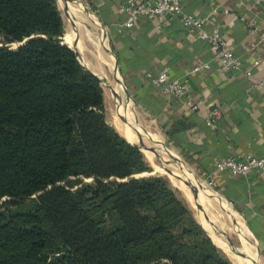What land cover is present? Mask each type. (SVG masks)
Segmentation results:
<instances>
[{
  "label": "trees",
  "instance_id": "obj_1",
  "mask_svg": "<svg viewBox=\"0 0 264 264\" xmlns=\"http://www.w3.org/2000/svg\"><path fill=\"white\" fill-rule=\"evenodd\" d=\"M64 33L58 0H0V264H233Z\"/></svg>",
  "mask_w": 264,
  "mask_h": 264
},
{
  "label": "crops",
  "instance_id": "obj_2",
  "mask_svg": "<svg viewBox=\"0 0 264 264\" xmlns=\"http://www.w3.org/2000/svg\"><path fill=\"white\" fill-rule=\"evenodd\" d=\"M64 2L82 13L81 21L76 22V14L70 19L75 36L69 35L73 42L66 43L81 65L100 80L105 107L106 93L113 99L114 122H109L106 108L108 122L139 146L146 158L150 153L184 164L198 188H206L202 196L211 194L207 185L231 205L248 230L246 237L253 240L250 248L256 258L250 264H264V170L233 176L216 169L217 162L228 155L264 157V85L257 84L264 75V42L249 30L253 21L264 27V9L256 0L182 1L184 10L203 18L208 32L221 33L243 62L241 70H223L197 32L186 29L176 16L160 30L144 17L127 28L122 25L125 14L120 0ZM92 25L99 26L102 38ZM97 35L107 47V55L101 49L94 55L88 48L90 42L100 46ZM204 64L208 67L194 71ZM163 68L188 84L197 111L188 112L177 99L151 84L147 74L154 76ZM245 69L251 70V76ZM214 108L222 114L217 123L208 126L206 117ZM179 120L186 129L168 135L167 130Z\"/></svg>",
  "mask_w": 264,
  "mask_h": 264
},
{
  "label": "built area",
  "instance_id": "obj_3",
  "mask_svg": "<svg viewBox=\"0 0 264 264\" xmlns=\"http://www.w3.org/2000/svg\"><path fill=\"white\" fill-rule=\"evenodd\" d=\"M183 0H120V10L125 14L122 25L132 28L139 17L146 18L153 26L160 30L169 18L176 16L181 20V24L190 32H197L200 39L205 42L212 51L213 58L220 62L223 70H241L243 62L240 57L229 47L224 37L219 32H208L204 29L205 20L193 13L184 10ZM256 4L264 9V0H256ZM250 32L258 33V41L264 42V27H259L253 21L250 23ZM208 65L196 66L194 71ZM247 76H251L250 69L244 70ZM147 78L154 87L160 88L179 101L188 112H195L198 104L195 101L188 84L173 78L168 68L161 69L156 75L147 74ZM258 85H264V75L257 81ZM221 110L214 108L206 117L208 126L217 123L221 117ZM218 171H229L233 176H245L252 171L264 170V157L247 155L244 159H238L233 155H228L219 160L216 164Z\"/></svg>",
  "mask_w": 264,
  "mask_h": 264
},
{
  "label": "rangeland",
  "instance_id": "obj_4",
  "mask_svg": "<svg viewBox=\"0 0 264 264\" xmlns=\"http://www.w3.org/2000/svg\"><path fill=\"white\" fill-rule=\"evenodd\" d=\"M58 4L65 22L66 38L62 40L63 43H66L67 40H70L69 35L71 37L75 36V34H73L72 32L73 26L70 19H74L73 14L82 15V13H79L77 9L72 7L73 4H71L70 2H68V4H65L64 0H58ZM80 8H83L82 5H80ZM68 9L72 12L67 14ZM90 16L94 18L93 15ZM76 22H78L77 19ZM93 28L94 32L98 35L100 34L102 38L103 33L99 29V26H93ZM98 35L97 39L95 40L100 43V46H98L99 49L92 42H90L91 45L88 46V48L91 49L94 55H96L95 53H97V51H99L100 49L101 50L99 52H101V54L107 55V47L105 48L102 45V42L98 40ZM72 42L73 40L71 42L69 41V44H71ZM98 60L100 61V59L96 58V60L94 61L98 63ZM104 89H106V87H104ZM106 94L107 116L109 122L112 123L114 122V119L112 117L113 99L108 95V93ZM146 156L148 158L147 159L145 157L146 160L153 168V171L151 173L163 175L169 180L171 186L177 190L181 201L190 211L197 223L229 257L232 263H253L252 261L256 258V255L253 254L250 248V245L252 246L253 244V240L250 239V237H246V233L244 230L246 228L245 224L242 222L241 218L238 216L233 207L226 203L225 200H222L217 195V193L207 185L206 187L208 188V190H210L211 196L209 195L208 198L202 196V194L204 193L203 190H205L206 188H198V183L195 181L193 174L184 168L186 167L184 164L183 166H181L177 161L172 160L170 157L163 158L161 156H152L150 153H147ZM189 173L190 177L188 176ZM188 180H192V182ZM93 208L97 209L96 206H93ZM245 246H248V249L245 248ZM139 264L148 263L139 262Z\"/></svg>",
  "mask_w": 264,
  "mask_h": 264
},
{
  "label": "bare ground",
  "instance_id": "obj_5",
  "mask_svg": "<svg viewBox=\"0 0 264 264\" xmlns=\"http://www.w3.org/2000/svg\"><path fill=\"white\" fill-rule=\"evenodd\" d=\"M72 4V3H71ZM68 11H70L69 9H68ZM72 11H70V12H68V13H71ZM73 13H75V12H73ZM76 19L78 20V22L79 21H81L83 18H82V15L80 16V15H76ZM99 49V48H98ZM112 57V56H111ZM111 65V64H110ZM110 68V67H109ZM114 68V67H113ZM110 70V69H109ZM117 74V73H116ZM188 176L190 177V173L188 174ZM209 195L211 196V194H208V193H206L204 196L205 197H209ZM206 200V199H205ZM245 230V233L248 235V230L245 228L244 229Z\"/></svg>",
  "mask_w": 264,
  "mask_h": 264
},
{
  "label": "water",
  "instance_id": "obj_6",
  "mask_svg": "<svg viewBox=\"0 0 264 264\" xmlns=\"http://www.w3.org/2000/svg\"><path fill=\"white\" fill-rule=\"evenodd\" d=\"M23 43V42H22ZM21 44V43H20ZM20 44H18V45H20Z\"/></svg>",
  "mask_w": 264,
  "mask_h": 264
}]
</instances>
